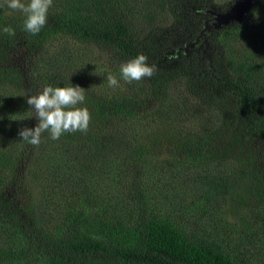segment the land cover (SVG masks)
<instances>
[{
	"label": "trees",
	"instance_id": "obj_1",
	"mask_svg": "<svg viewBox=\"0 0 264 264\" xmlns=\"http://www.w3.org/2000/svg\"><path fill=\"white\" fill-rule=\"evenodd\" d=\"M218 1L52 0L32 35L0 0V264H264V0L209 64L177 53ZM141 53L157 71L126 83ZM71 85L87 132L22 140L28 95Z\"/></svg>",
	"mask_w": 264,
	"mask_h": 264
},
{
	"label": "clouds",
	"instance_id": "obj_2",
	"mask_svg": "<svg viewBox=\"0 0 264 264\" xmlns=\"http://www.w3.org/2000/svg\"><path fill=\"white\" fill-rule=\"evenodd\" d=\"M5 4L12 10L24 14V29L32 35L38 34L46 25L48 10L52 0H5ZM3 31L9 36L15 35V30L5 27ZM148 57L143 53L120 65L122 79L126 83L140 81L151 77L157 68L148 64ZM110 87H119L117 78L107 76ZM85 89L80 86L52 87L44 86L35 95H28L27 104L32 106L38 124L34 128H23L18 135L28 144L38 146L41 135L45 131L50 133V138L57 140L64 133H86L91 122V114L86 107H78L85 100Z\"/></svg>",
	"mask_w": 264,
	"mask_h": 264
},
{
	"label": "water",
	"instance_id": "obj_3",
	"mask_svg": "<svg viewBox=\"0 0 264 264\" xmlns=\"http://www.w3.org/2000/svg\"><path fill=\"white\" fill-rule=\"evenodd\" d=\"M258 1L259 0H233L224 9H208V13L212 14L213 16L211 23H208V20L205 21V27L202 30V33L204 34L203 41L189 42L184 47L179 48L177 53H179V51H183L185 54H187L191 48L196 47L195 45L201 42L196 48L201 49L203 57L209 64L211 46L208 42L209 34L207 33H212L225 26L236 23L241 24L249 20L251 10Z\"/></svg>",
	"mask_w": 264,
	"mask_h": 264
},
{
	"label": "rangeland",
	"instance_id": "obj_4",
	"mask_svg": "<svg viewBox=\"0 0 264 264\" xmlns=\"http://www.w3.org/2000/svg\"><path fill=\"white\" fill-rule=\"evenodd\" d=\"M214 2L215 3L216 2L217 3H221V4L223 3V1H218V0H214ZM216 8H217V6H216ZM250 16L252 17V12H251ZM213 49H214V46H213ZM94 54L102 56V58H96V60H95L96 63H95L94 70L95 71H99V69L101 68V64L103 62H105V59L107 58V55L105 53H101L100 50H97V49L94 50ZM29 113H30V117L31 118H33L35 116L34 111L32 110V108L29 110ZM7 117H9V115H7ZM36 123H38L37 118H36Z\"/></svg>",
	"mask_w": 264,
	"mask_h": 264
},
{
	"label": "flooded vegetation",
	"instance_id": "obj_5",
	"mask_svg": "<svg viewBox=\"0 0 264 264\" xmlns=\"http://www.w3.org/2000/svg\"><path fill=\"white\" fill-rule=\"evenodd\" d=\"M207 14H208V16H207V18H206V20L205 21H207L208 20V23H211V19H212V14H210V13H208V11L206 12ZM204 27H205V22H204ZM203 27V28H204ZM203 28H202V30H203ZM202 30L200 31V33L195 37V39H194V41L193 42H197V41H201L202 40V38L201 37H203V33H202ZM200 43V42H199ZM199 43L197 44V45H199ZM194 48H196V47H194ZM194 48H191L192 50H195ZM190 49V50H191ZM197 50H198V48H196Z\"/></svg>",
	"mask_w": 264,
	"mask_h": 264
}]
</instances>
